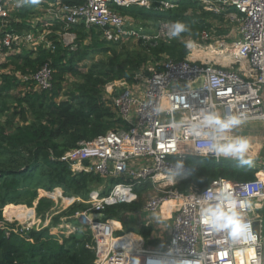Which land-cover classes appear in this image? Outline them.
<instances>
[{
	"label": "built area",
	"instance_id": "2783aa9c",
	"mask_svg": "<svg viewBox=\"0 0 264 264\" xmlns=\"http://www.w3.org/2000/svg\"><path fill=\"white\" fill-rule=\"evenodd\" d=\"M200 1L205 9L224 13L225 22L237 25L236 38L229 43L232 30L225 35L203 29L198 44L220 48L211 58L198 61L193 53L184 60L165 56L158 62L159 71L149 64L150 73H136L132 83L120 79L106 84L103 98L116 111L120 125L91 140H80L62 159L73 171L92 172L112 182L111 192L88 200L65 196L60 187L45 192L61 202L63 209L76 201L90 205L76 215L90 230L91 240L86 246L96 252L93 264H263L262 234L253 219L246 217L252 222V238L233 240L227 233L213 231L200 216V208L215 203L222 190L238 197L236 204L243 213L249 210L246 203L264 200V160L263 171L255 179L218 177L204 189L191 187L186 192L176 187L189 175L190 167L183 164L175 172V164L187 156L205 157L197 149L211 143L209 135L204 134H210V128H201L200 135L190 130L193 124L201 123L206 113L239 115L245 117L244 124L264 121V0ZM40 3L42 6L29 19H23L19 13L25 4L0 0V63L27 50L55 52L58 46L76 50L80 31L88 34L86 42L91 40L93 30L101 39L119 45L131 40L151 44L173 40L167 33L175 21L144 23L139 17L120 11L130 6L165 11L175 7L172 0ZM24 20L28 27L18 28ZM16 75L36 90L53 88L49 62L35 72ZM157 108L162 109L159 114ZM227 135L239 136L232 131ZM207 157L224 159L217 160L211 153ZM148 182L161 192L150 197L141 210L128 212L123 221L132 220L140 228L150 227L151 236L145 238L132 231L115 235L123 230L122 220L104 217V210L110 205L137 201L136 187ZM120 188L122 192L118 193ZM143 212L146 214L141 218ZM132 215L139 218L137 222ZM76 230L71 225L67 235Z\"/></svg>",
	"mask_w": 264,
	"mask_h": 264
},
{
	"label": "trees",
	"instance_id": "16d2710c",
	"mask_svg": "<svg viewBox=\"0 0 264 264\" xmlns=\"http://www.w3.org/2000/svg\"><path fill=\"white\" fill-rule=\"evenodd\" d=\"M65 1L79 3L83 0ZM172 1L175 7L161 13L155 8H152L154 13L132 11L134 6L120 8V11L136 17H152L157 21L183 22L189 26V31L181 36H193L197 40L203 29L216 34L228 31L227 27H214L211 20L214 18L223 22L224 13L204 10L200 0ZM189 11H192L191 14H188ZM30 12L28 8L19 14L23 17ZM26 23L24 20L18 28H27ZM87 35L79 32L76 50L63 46H58L55 52L42 48L27 50L22 54L10 55L0 63V264L94 263L96 252L86 246L91 240L86 225L77 221V230L68 235L64 229L53 232V227L62 222V217L70 221L76 211L88 208L87 203L76 201L62 209L59 215L53 216L49 225H34L29 229H23L17 221L6 220L4 214L17 216L18 212L10 206L24 204L34 207L36 216L41 221L45 220L47 213H51L57 203L45 192L53 191L56 187H60L65 196H80L85 200L93 183L102 178L92 172L73 171L62 156L80 140H91L120 125L121 119L116 111L103 98L106 84L120 79L132 83L136 73L142 70L150 73L147 66L151 63L159 71L158 62L166 54L174 60H184L189 53L186 43L179 38L171 42L160 40L149 52L125 50L118 53L115 48L119 44L101 39L98 32H93L91 40L85 43ZM96 42H103L106 46L94 49ZM98 51H111L109 54L112 56L109 60L92 62L89 66L83 64L86 67L83 70L81 62ZM47 62L53 71L51 90H36L33 84H27L16 75L17 72H35ZM67 75L79 79L68 83ZM62 95L66 98L61 99ZM179 161L190 167L189 175L176 184L184 192L191 187L204 189L218 177L244 181L255 179L259 172L253 166H238L231 159L215 161L210 157L187 156ZM150 187L149 182L143 183L136 187V191L142 197V193ZM142 204L143 200L140 199L107 206L104 217L120 220L122 212H137L142 209ZM20 212L23 217L30 214L32 209L21 206ZM138 219L133 220L137 222ZM112 223L120 226L115 220ZM125 224L145 238L152 234L150 227H137L132 220ZM155 242L149 240V243Z\"/></svg>",
	"mask_w": 264,
	"mask_h": 264
},
{
	"label": "clouds",
	"instance_id": "9594fccd",
	"mask_svg": "<svg viewBox=\"0 0 264 264\" xmlns=\"http://www.w3.org/2000/svg\"><path fill=\"white\" fill-rule=\"evenodd\" d=\"M40 0H19L21 5L31 3L38 4ZM189 31V26L183 22H173L168 29V38H179L182 33ZM162 109L157 108L156 113L159 114ZM245 123V117L239 115L220 116L214 113H206L200 124H193L191 132L194 135H200L201 128H210L209 135L211 143L204 149H197L202 156L207 157L211 153L215 159L220 160L231 159L238 166L254 165V158L248 155L250 141L244 136H229L234 128ZM183 167V162L178 161L173 170L178 172ZM238 197L227 190H222L216 197L215 203L201 206L200 216L204 218L207 225L215 232L227 233L233 240H250L253 236L252 222L246 219L245 213L238 210L236 204ZM249 209L250 204H245ZM36 212V211H35ZM134 232V231H132ZM151 264V262H149Z\"/></svg>",
	"mask_w": 264,
	"mask_h": 264
},
{
	"label": "rangeland",
	"instance_id": "374dc122",
	"mask_svg": "<svg viewBox=\"0 0 264 264\" xmlns=\"http://www.w3.org/2000/svg\"><path fill=\"white\" fill-rule=\"evenodd\" d=\"M44 1H49V0H44ZM42 6V4L39 2L38 4H31V3H28V4H25L23 7L20 8V12H25L26 9L29 8V11H31L30 13H27L25 16H21L23 19H29L31 17V13L33 11H37V9H39L40 7ZM27 7V8H25ZM204 10H207L205 8H203ZM132 11L136 10V11H141V12H145V13H154L152 8L151 7H143V6H134L133 8H131ZM162 11H159V13H161ZM192 11H189L188 14H191ZM158 13V12H157ZM135 16V15H133ZM136 17V16H135ZM144 23L146 22H156L157 20H154L152 19V17H148V16H141L139 17ZM213 24H214V27H217V26H222V27H227L228 28V31L232 30V35H233V38H229L227 39V41L229 43H231L235 38L236 36L238 35V31H237V25H233V24H230L229 22H221V20L219 19H214V18H211ZM160 21V20H158ZM172 21V20H170ZM95 32V30H93ZM225 34V33H224ZM226 35V34H225ZM215 36V35H214ZM177 39V38H175ZM179 39L183 42L186 43V47L189 49V53L186 57L189 56L190 53H193L194 55L193 56H196L195 59H198V61L201 60H204V58H211L213 56V54H215L216 51H220V48H216V46L213 44L211 46H209V44H202V45H199L198 44V41L197 39H195L193 36H185V37H182L180 35ZM191 39H194L196 40L197 42L196 43H193L191 42L190 40ZM174 40V39H173ZM172 40V41H173ZM164 41V40H163ZM167 42V41H166ZM85 43H88V42H85ZM93 42L91 41L90 44H92ZM106 46L105 43L103 42H96L95 44V48L94 49H100L102 47ZM157 46L156 44H151V43H145L143 41H134V40H131L127 43H124L122 45H119V46H116L115 50H117L118 53L120 52H124L125 50H145L147 52H149L148 50ZM215 50V51H214ZM111 52V51H110ZM109 52V53H110ZM109 53H105V52H101V51H98L96 53H92L91 56L87 59H84L82 62H81V67L83 70H86V67L83 65V64H87V66H89V64H91L92 62H98V61H101V60H109V58L112 56L110 55ZM197 53V54H195ZM212 53V54H210ZM166 56L170 57L169 55L166 54ZM191 56V55H190ZM172 58V57H170ZM152 64V63H151ZM68 76V79H67V82H72L74 81V79H79L77 77H73L71 75H67ZM22 88V87H21ZM26 88H23L22 90H25ZM63 98H66L65 95H62L61 96V99ZM252 124H249V125H257V126H254V127H250L248 124H244L241 128L243 129H247L250 131V134H251V142L254 143V147H252L251 149L249 148V151H248V155L253 157L254 158V162H259L261 157L264 156V122H251ZM248 126V127H247ZM241 128L240 127H237V128H234L232 130V132L236 135H240L241 132ZM259 143L262 145L261 147H258ZM113 183L108 181V180H105V179H101L100 181L96 182V183H93L92 185V189L90 191V193L88 194V197L86 198V200L88 199H92V198H102L103 196L107 195L108 193L111 192L112 188H113ZM168 187V186H167ZM161 191L155 187V186H151L148 190L144 191L142 193V197H140V194L137 193L138 197H137V201H139L140 199L143 200V204H142V207L144 205V203L152 196L156 195V194H159ZM37 201L35 202V205H36ZM86 204V203H85ZM21 206H26L28 209H32V212L30 214H27L23 217H21V212H20V207ZM90 205H88V208H89ZM10 208H12L14 211H17V216H13V217H8L6 214H4V217L6 218V220H9V221H17L18 224H21L23 226H31V225H35V226H42V224L44 226H47L51 223V220H52V217L53 216H57L60 214V211L63 209V206L61 204V202H57L55 204V206L52 208V211L51 213H47L46 215V218L45 220L41 221V219H39L37 216H36V212L34 211V207H28L27 205H24V204H19V205H12L10 206ZM86 209L84 210H78L75 212V215H73L70 219V221H68V218L66 217H62V222H60L59 224H57L58 226H54L53 227V232L55 233H58L59 230L61 229H66V234L67 232H69L68 230L70 229V226L71 225H76V222H80L84 225H86V227L88 228V225L87 223L85 222H82L80 220L79 217H77V212H85ZM145 212H143L141 214V218L145 216ZM263 216H264V211L262 212ZM122 218L118 221H121L122 220V223H123V230H120V231H116L115 232V235H119V234H123L124 232H130V231H134V232H137L139 233L136 229L134 228H128L125 224V221H123L124 219H127L128 218V213L126 212H122ZM26 218H29L27 220H25ZM132 219H135L136 220V215H132L131 216ZM76 220V221H75ZM117 220V219H115ZM56 225V224H55Z\"/></svg>",
	"mask_w": 264,
	"mask_h": 264
},
{
	"label": "crops",
	"instance_id": "0c3cea01",
	"mask_svg": "<svg viewBox=\"0 0 264 264\" xmlns=\"http://www.w3.org/2000/svg\"><path fill=\"white\" fill-rule=\"evenodd\" d=\"M258 122H264V121H258ZM249 124H252V123H248V125ZM249 126L250 127H254V126H257V125H249ZM239 127L241 128L242 126H239ZM244 131H245V133H243ZM241 132L242 133H240L239 136H244L245 138H247L250 141V147L249 148L251 149L252 147H254L255 145H254V143L251 142V137L252 136H251L250 131L248 130V128L247 129L241 128ZM261 146L262 145L259 143L258 147H261ZM263 160H264V156L261 157V159H260L259 162H257V161L254 162V165H253V167L258 168L260 172L263 171V169H262ZM118 191H120V190H118ZM250 205H251V208L245 213V215H246L247 218L253 219L255 221L256 228L261 231V234H262V244H263V264H264V216L262 214V212L264 211V200L255 199V200H253L250 203ZM117 223H119V222H117Z\"/></svg>",
	"mask_w": 264,
	"mask_h": 264
},
{
	"label": "bare ground",
	"instance_id": "6f19581e",
	"mask_svg": "<svg viewBox=\"0 0 264 264\" xmlns=\"http://www.w3.org/2000/svg\"><path fill=\"white\" fill-rule=\"evenodd\" d=\"M215 51V50H214ZM210 54H212V53H210ZM118 190H120V191H118ZM117 191H118V193H121L122 192V189L120 188V189H118ZM21 217H22V214H21ZM27 219H29V218H26L25 220H27Z\"/></svg>",
	"mask_w": 264,
	"mask_h": 264
},
{
	"label": "water",
	"instance_id": "95a60500",
	"mask_svg": "<svg viewBox=\"0 0 264 264\" xmlns=\"http://www.w3.org/2000/svg\"><path fill=\"white\" fill-rule=\"evenodd\" d=\"M243 133H245V131ZM34 211H35V208H34Z\"/></svg>",
	"mask_w": 264,
	"mask_h": 264
}]
</instances>
